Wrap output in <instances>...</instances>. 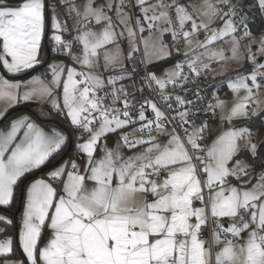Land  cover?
Masks as SVG:
<instances>
[{
  "label": "snow or ice",
  "instance_id": "6c2138e0",
  "mask_svg": "<svg viewBox=\"0 0 264 264\" xmlns=\"http://www.w3.org/2000/svg\"><path fill=\"white\" fill-rule=\"evenodd\" d=\"M229 3L203 0L199 8L189 11L191 6L181 0H85L82 6L75 0H51L49 12L48 0H15V5L0 0V66L4 71L14 76L45 64L42 38L46 29L52 44L49 50L59 54L54 59L60 61L63 56L73 62L71 66L65 61L47 65L43 76H33L23 84L26 90L22 93L21 83H10L0 76V101L10 107L33 100L47 102L51 111L64 116L73 129L87 133V138L76 137L72 154L76 159L69 156L53 164L64 151L65 134L55 128L45 132L26 116L12 121L6 134L0 132V208L10 207L16 189L23 187L25 195L18 229L22 255L13 259L16 237L4 236L0 239L4 264H212L211 246L205 247L207 242L199 238L209 223V209L215 224L212 245L223 243L215 253V264H264V145L258 146L251 130L241 126L223 132L210 147L203 148L208 123L193 127L195 122L189 118L192 113L185 108L193 102L176 95L173 105V98L167 94L169 85L175 91L190 79L185 65L198 76L209 69L201 57L235 60L239 39L254 42L245 18L234 19L237 8L243 5L221 11L220 6ZM256 8L264 14V0H257ZM63 9L67 16L62 19ZM133 9H139V14ZM73 14L76 23L69 28L67 21ZM217 17L223 26L210 28ZM93 25L100 26L99 30H93ZM240 26L242 35L237 39L233 34ZM201 30L210 32L204 41H196V48L205 52L190 57L185 51L184 60L161 76L147 69L154 60L169 59L173 48L179 52L181 39L186 49L195 52L192 37ZM154 32L159 33L156 39ZM166 34H170L171 43L164 42ZM229 37L231 57L208 47L218 40L228 43ZM125 38L126 55L121 48ZM141 45L145 64L142 85L157 93L174 115H167L151 99H145L139 109L128 99L132 93L121 82L133 79L138 66L134 64L132 74H128L126 61L134 59ZM257 52L264 54V37ZM247 60L253 64L251 74H238L226 84L234 95L241 90L246 95L226 117L221 116L222 124L225 120L247 119L250 105L259 106L255 97L264 88V63L256 61L251 43ZM120 64L125 66L119 74L108 73L109 66L115 70ZM196 95L201 99L199 92ZM213 99L215 104L199 110L207 112L210 108L214 117L216 109L223 112L225 105L216 93ZM149 108L153 117L147 115ZM251 114L256 115V111ZM132 124H139L134 131L147 133V138L130 140L123 129ZM167 125L172 126L170 131ZM22 130L23 136L14 144ZM118 133L123 134L118 135L116 146L109 148L107 136ZM160 136L167 137V142L160 143ZM241 142L250 163L235 160L233 164ZM123 149L141 150L126 157ZM46 165L52 167L41 174ZM257 168V183L249 187L253 177H244ZM161 173L166 175L162 177ZM233 179L239 183H233ZM138 193L143 202L137 207ZM149 195L155 197L151 202ZM12 223L0 213V224L5 225L0 228V236ZM45 228L51 235L41 245Z\"/></svg>",
  "mask_w": 264,
  "mask_h": 264
},
{
  "label": "rangeland",
  "instance_id": "374dc122",
  "mask_svg": "<svg viewBox=\"0 0 264 264\" xmlns=\"http://www.w3.org/2000/svg\"><path fill=\"white\" fill-rule=\"evenodd\" d=\"M241 1H243V0H230L229 4L221 5L222 6L221 11L227 12L230 7H232L233 5H237ZM153 2H155V1L153 0ZM202 2H203V0H181V3L191 6V7H189V11H192L193 7L199 8L200 5L202 4ZM212 2L217 3V0H212ZM75 3L77 6H82L85 3V0H75ZM50 10H51V6L49 5V12H50ZM136 12H137V14H139V9H136ZM111 15L113 16V19L115 20V12L111 13ZM194 15L198 16V13H194ZM261 16L264 19V14H261ZM241 17H244L246 20V16L239 14V13L236 17H234V19L238 21ZM225 19H227V17H225ZM199 22H200V20L197 19V23H199ZM75 23H76L75 18L70 21L71 26L72 25L74 26ZM161 26L163 27L164 25H161ZM222 26H223L222 21L219 19V17H217L215 22L210 25V28H219ZM99 27L100 26L93 25L94 29L99 30ZM242 28H243V26L238 27V31L233 34L234 36L237 37V39H239V37L242 35ZM117 31H119V29H117ZM202 32H206V31L201 30L199 32V34L192 37V40H193L192 49H195V52H193L191 49H186L184 46V42H183V45L181 48L182 54H184L185 51H188L189 54H192V55H199L200 53L205 52L204 48H196V41L197 40L204 41V39H205V36H200V33H202ZM48 33L50 35V32H48ZM207 33H208L207 35H210V32H207ZM143 35L145 37H147L148 33L145 32V33H143ZM158 36H159L158 32L153 33V39H156V37H158ZM252 36L254 38V42L249 41L247 38L239 39V49L237 52V59H235V60L227 59L225 61H210L205 57H201V59L204 61V63H214L216 65L214 77L219 82H222L223 85L225 84L224 94L221 93V97L223 98V100H221V101L224 102L225 107L223 109V112L220 109H217L216 118L212 122H210V124H209V143L207 144L206 149L208 147H210L212 145L213 141L215 139H217V137L219 135H221L223 132L228 131L230 128H239L241 126H246L251 130L252 139L254 142H256L258 144V146L264 145V88H261L260 90H258L259 94L257 97H255V99H257L259 101V106L257 107L256 104H251L250 107L248 108L249 116L247 119L233 120L231 123H229L225 120V122L223 124L221 123V116L224 115L226 117L228 110L231 109V107H233L236 103L240 102L242 100V98L246 95L244 90H241L238 94L234 95L227 88L226 84H227V81L229 79L235 80L237 78L238 74H245V75L251 74L252 69H253V64L247 60L248 45L250 43H251L252 52L256 53V61L258 63H264V54L257 52V48L259 46V40L262 37H264V32L259 33V34H252ZM170 38H171L170 34H166L164 42L170 43L169 42ZM226 39L229 41L228 43H226L225 40H218L213 45H209L208 47L210 49L216 50V51L223 50L224 55L226 57H231V55H232V53H231V46H232L231 45V38L229 37ZM109 47H115V46L113 45V46H109ZM121 48L123 49V52L126 55L127 51H128V42H127L126 38L122 40ZM141 50L143 52V46L142 45H141ZM79 54L80 53H78V55ZM101 61H102V65H103V59H101ZM57 62H60V61L52 59V60H50L49 64H53V63H57ZM173 65H175V62H171L159 70H149V71L155 73L157 76H161L166 70L171 69L173 67ZM76 66L79 68V65H76ZM124 66H125V64L116 65L115 70L113 69L112 66H109L108 73H111L112 75H117V73H114V72L119 71V69L121 67H124ZM83 70L87 71V69H83ZM108 73H105V76H104L105 80L107 79ZM0 76L5 78V73L2 72V70H0ZM33 76H35V75L34 74L29 75L28 80L31 79V77H33ZM50 78L51 77H49L47 79H50ZM257 79L260 80L261 77H258ZM247 82L249 84L251 83L250 81H247ZM121 83H123L125 89L128 92L129 91H135V90L140 91V89L143 87L142 82H140L138 79L136 81H133L131 79H126V80L122 81ZM119 86L120 85L118 84L117 87H119ZM253 110L256 111V115L251 114ZM81 135L86 137L87 133L77 134L76 137L81 136ZM81 142H83V140ZM261 150L264 151V148H262ZM245 154H248V153L243 149V142H241V151L234 158L232 163L234 164L235 160H241L247 164V162H245L247 159L240 157V156H243ZM24 199H25V197H24ZM23 206H24V200H23V204H22V213H23ZM21 217H22V214L19 218V225H20ZM0 228H3L2 224H0ZM18 229H19V226L17 228L16 236H15L16 240H17V247H18ZM1 239H3V238H1ZM19 250L22 254V250L21 249H19ZM13 259H16V258H13ZM0 261H1V259H0Z\"/></svg>",
  "mask_w": 264,
  "mask_h": 264
},
{
  "label": "built area",
  "instance_id": "2783aa9c",
  "mask_svg": "<svg viewBox=\"0 0 264 264\" xmlns=\"http://www.w3.org/2000/svg\"><path fill=\"white\" fill-rule=\"evenodd\" d=\"M155 1V0H154ZM166 3L170 2V0H165ZM127 3V0H126ZM48 4L51 6V0H48ZM222 8V6H220ZM134 11V9H133ZM74 15V14H73ZM63 16H67V10L63 9L62 10V19ZM74 34V33H73ZM208 33L207 32H202L200 33V36H206ZM170 43H171V38H170ZM183 45V39H181L178 42V47H179V52L176 51V48H173V51L177 54V60L175 63H177L178 61H183L184 60V54L181 53V48ZM77 47V55L79 53V45L76 46ZM190 57L194 56L192 54H189ZM143 55L141 50L135 54V57L133 60L131 61H127V67L129 72L132 74V70H133V65H137L138 67L136 68V74L137 76H139L140 81L142 82V78L145 75V64L142 63L143 61ZM70 60V59H68ZM209 65V69L202 71L198 76L194 75L192 72L187 70V67L185 65V74L187 76L190 77V79L186 82L185 86L183 88L177 87L175 89V91H173V86L169 85L168 86V91L167 94L169 96H171L172 99V103L173 105H175V100L174 97L176 95L183 97H187V99L191 100L193 102V104H189L186 105L185 108L192 113V115L189 117L192 121H194V125L193 127H199L202 123L207 122L209 125V122L211 120V118L213 117V110L212 109H208L207 112H203L200 111V108H207L209 104H215L217 101L213 99V93H216V95L218 96L219 100V93L222 90L223 87V83L219 82L215 77H214V72L216 69V65L214 63H207ZM79 69V68H78ZM147 69L148 65H147ZM130 93H132V95H130L128 97L129 101H131L134 105L136 109H139L140 104L144 103L145 99H151L154 102H156L158 105H160L161 110L165 111L167 115L171 116L174 115V113L168 112L167 108L161 103L160 101V97L157 93L152 92L151 90H149L146 86H143V92L141 93V91L135 90V91H129ZM199 92V95L201 97V99H197V95L196 93ZM104 93H100V95H103ZM193 105H196V107H193ZM118 107H122V105H117ZM185 108H181V111H184ZM217 113V109L215 111V115ZM147 115L149 117H153L154 114L151 112V109H148ZM60 122L64 125V127L68 130V132L71 134V136L74 139V145L76 143V135L77 134H82L83 132L79 129H73L70 126V123L68 120L65 119L64 116L60 115L59 118ZM177 125L179 124V120L177 119V121L175 122ZM139 124H132L126 128L123 129V133H127L129 136V139H136V138H140L141 136H143L145 139L147 138V133H140L138 131H134V129L138 128ZM169 131L171 130V125H167ZM187 127V125H186ZM191 131V128L189 129ZM123 133H119L123 134ZM164 136H160L158 137V139L162 138ZM209 142V128L208 131L205 133V139L202 140L201 142V146L203 148L206 149L207 144ZM75 149L73 146V151L72 154L74 153ZM73 159H76V156L72 155ZM253 173L255 175H257V173L259 172V169H255L252 170ZM250 173V172H249ZM227 223L225 222V227H227ZM215 229V224H212V222H209L206 226H204L201 230V234H200V239H207L210 240L212 239V232ZM224 234L221 233V237L223 239ZM230 238V237H229ZM212 249L214 250L215 248L212 247Z\"/></svg>",
  "mask_w": 264,
  "mask_h": 264
},
{
  "label": "trees",
  "instance_id": "16d2710c",
  "mask_svg": "<svg viewBox=\"0 0 264 264\" xmlns=\"http://www.w3.org/2000/svg\"><path fill=\"white\" fill-rule=\"evenodd\" d=\"M10 2L15 3V0H10ZM257 1L256 0H243L239 2L237 5H243L242 8H237V12L239 14L246 16V24L251 31L252 34H259L264 32V19L262 18L261 14L258 11V8H256ZM49 31L46 29V34L42 39V53L47 57L46 63L43 65L38 66L35 70H29L28 72L19 73L14 75V78L23 79L28 77L31 74H38L43 76L45 69L47 68L48 62L54 58L55 56L59 55L57 53L51 52L49 49L52 47V44L49 41L48 33ZM177 54L172 49V55L169 59L166 61H157L155 63H152L148 65L149 70H156L160 69L167 64L171 62H176L177 60ZM60 60L67 61V57H60ZM128 68V67H127ZM136 79L140 81L139 76L134 75ZM141 82V81H140ZM103 93V92H102ZM29 108L32 110L33 114L41 121H44L45 119H49L52 121H55L59 125H61L65 131L67 132V138H66V145L64 147V151L61 156L55 157L53 159V164H59L62 162V160H66L69 158V156H72L73 146H74V139L71 136V134L68 132V130L64 127V125L59 121L60 115H58L56 112L51 111V107H41L44 108V111H40L39 109H36L33 104L27 103V104H19L15 107L10 108L0 119V126H3L7 123V121L12 117L15 113L18 111ZM52 165H46L42 170L41 174L46 173ZM34 176L37 175L36 173L33 174ZM24 200V189L23 187L16 189L15 191V198L13 202L11 203L10 207L7 208H0V213H3L7 215L10 220H12V224L7 226V231L4 233L3 236H0L1 238H4V236H16V231L19 226V217L21 214L22 204ZM3 228L5 227L4 224ZM22 254L19 250V248L15 247V256L14 257H20Z\"/></svg>",
  "mask_w": 264,
  "mask_h": 264
},
{
  "label": "crops",
  "instance_id": "0c3cea01",
  "mask_svg": "<svg viewBox=\"0 0 264 264\" xmlns=\"http://www.w3.org/2000/svg\"><path fill=\"white\" fill-rule=\"evenodd\" d=\"M12 3V2H11ZM13 5H15V3H13ZM134 12L137 14L136 12V9H134ZM75 18V14L73 15V18L71 19H68L67 23H68V27L69 28H74V26L70 25V21L73 20ZM93 27V26H92ZM93 30H97V29H94ZM75 34V33H74ZM49 35V34H48ZM43 39V38H42ZM169 42H170V39H169ZM140 50H141V46H140ZM142 52V50H141ZM142 55H143V52H142ZM144 58V56H143ZM54 59V58H52ZM51 59V60H52ZM154 60V58H153ZM62 61V60H60ZM50 62V61H49ZM48 62V64H49ZM68 65H72V60H68L67 58V61H65ZM157 61L154 60V62L152 63H155ZM152 63H148L147 65H150ZM101 64H102V61H101ZM126 67H127V61H126ZM78 68V67H77ZM161 69V68H160ZM0 70H2V72L5 73V78L9 80L10 83H21L22 87L20 89V92L22 93L23 91H25L26 89L23 87V84L25 82L28 81V77L26 78H23V79H18V78H14L12 75H9L6 71H3L2 69V66H0ZM156 70H159V69H156ZM100 71H103V68L100 69ZM114 73H117L119 74V71H116ZM128 74H131L130 72ZM35 76H41V75H38V74H34ZM50 75L47 77L49 78ZM133 81H136L137 79L134 77L133 79H131ZM224 88H225V84L223 85L222 87V90L220 91L219 93V97H220V101L223 100V98L221 97V93L224 94ZM27 103H30V104H33L35 106L36 109H39L40 111H44V108H41V107H50V105L47 103V102H40V101H36V100H33L31 102H21L19 104L23 105V104H27ZM18 104V105H19ZM7 107V111L12 108L10 106H7V102L6 101H0V119L3 117V115L7 112H5V109ZM45 112V111H44ZM217 114V113H216ZM28 117V121L29 122H32V123H35L38 127L42 128L45 132H48L50 133L51 130L53 128H55L56 130L60 131L61 133L65 134L66 138H67V132L65 131V129L59 125L58 123H56L55 121H52V120H49V119H45L44 121H41L39 120L38 118H36V116L33 114L32 110L29 109V108H24L20 111H18L17 113H15L12 117H10V119L7 121V123L3 126H0V132H3V133H7L9 130H10V125L12 123V121L14 120H17V119H20L21 117ZM216 118V115L214 117L211 118L210 122H212L214 119ZM209 122V124H210ZM83 134V133H82ZM118 134H109L107 136V139H106V143L108 145L109 148H114L116 146V141H117V138H118ZM23 136V130L18 134V137H17V140L14 142L15 143H18L19 142V139L20 137ZM87 138V136L85 137ZM160 141V143H166L167 142V137H162L160 139H158ZM105 141H101V144H103ZM209 143V142H208ZM14 144H13V147H14ZM141 149H133L132 151H129L127 149H123V152H124V155L127 157V156H132L133 154H135V152L139 151ZM248 156V154H245L243 156H240V157H243L246 159V157ZM82 162V161H81ZM245 162L247 163H250V161L247 159ZM249 175L247 177H244V180H247L249 177H253L252 181H251V184L249 185V187L252 186V184H255L257 181L256 179L254 178L256 175L253 173V171L250 169L249 170ZM164 175H166V173H161V176L163 177ZM233 183H239L238 181H236L235 179H233ZM25 197V195H24ZM155 199V197L149 195L148 196V200L151 202ZM143 202V196L142 194H136V205L135 206H139L141 203ZM196 205L199 206V201L196 202ZM21 214H22V209H21ZM20 214V216H21ZM7 216V215H6ZM208 216H209V222H211V217H210V209L208 211ZM8 217V216H7ZM20 218V217H19ZM8 219H10L8 217ZM225 222L227 223V221L225 220ZM213 224V223H212ZM50 232L47 228H45L43 231H42V239L40 241L41 245L44 244L45 241H47L50 237ZM205 240L207 243L205 245V247H210L211 246V252H212V264H215V260H214V257H215V253L219 250V248L223 247V243H221L220 245H212V239L211 241L210 240H207V239H203ZM225 242V241H224ZM212 247H214L215 249L213 250ZM13 258H19V257H13ZM0 264H4V261L3 259H1L0 261Z\"/></svg>",
  "mask_w": 264,
  "mask_h": 264
}]
</instances>
